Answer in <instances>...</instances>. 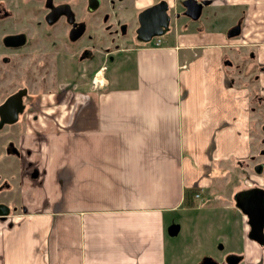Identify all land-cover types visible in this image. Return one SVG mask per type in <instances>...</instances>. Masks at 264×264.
<instances>
[{
	"label": "crops",
	"instance_id": "obj_1",
	"mask_svg": "<svg viewBox=\"0 0 264 264\" xmlns=\"http://www.w3.org/2000/svg\"><path fill=\"white\" fill-rule=\"evenodd\" d=\"M207 1L201 14L227 13L226 26L214 27L212 13L200 26L174 16L164 38L108 55L99 93L37 106L47 119L35 126L32 113L20 144L25 198L0 218V264H167L168 227L194 188L195 202H213L207 216L224 204L223 257L264 264L235 200L264 187V168L254 171L264 142L253 136L262 117L253 108H264V0Z\"/></svg>",
	"mask_w": 264,
	"mask_h": 264
},
{
	"label": "rangeland",
	"instance_id": "obj_2",
	"mask_svg": "<svg viewBox=\"0 0 264 264\" xmlns=\"http://www.w3.org/2000/svg\"><path fill=\"white\" fill-rule=\"evenodd\" d=\"M105 1L107 5L106 7H108V0ZM153 1L154 0H125V6L120 9H116L124 21V29H120L119 27H117V29H115V27L109 28V26H106L108 25L107 23L106 25H103L105 27L104 29L99 27L97 36L98 45L95 47L96 49L93 48L94 50L92 53L94 55H92L90 58H70V55L65 53L66 55L58 63V67L60 69L59 77L57 76L59 86L50 87L49 83V85L46 87L47 92L44 93L39 103L44 101L42 105L50 102L59 104L61 101L63 102L65 95H69L72 98L75 93L79 94L82 92L85 95L90 91L99 93L101 89L107 87L106 85L109 84V78L107 74L109 75L111 58L109 59L107 57L105 51L107 50L110 54H112V52L125 54L124 49L137 45V41L141 40V38L136 33L138 28L136 20L138 11L141 8L148 6ZM196 1L198 3H202L204 0ZM169 2L172 4V8L170 10L168 7V10L172 11L174 16L176 11L178 12L177 16L185 14L183 11L182 5L184 4H182V0H169ZM2 3H4V9L0 12V20L2 22L0 26V35H4L5 33L9 34V32L12 31H20L22 28L29 33L30 38L33 36L35 38L36 35H39L43 20L42 9L33 11L32 13L30 11V8L32 7L30 6L31 3L27 4L26 0H13L11 3H8V0H2ZM117 4L122 5L120 2ZM175 8L177 9L176 11ZM203 10L204 12L201 14L202 16H200L198 20L188 17L190 19L188 22L190 23L192 21H196L197 26L204 25V18L208 15V13H212L210 17L212 19L213 17H217L215 22H213V24L215 23L214 27H219L221 25L226 26V24L231 21L229 14L225 13L228 12L227 10L223 11L225 13L224 15L220 11L221 13L219 12V15L221 16L214 14L213 9H208L205 6ZM81 11V15L85 17V10L81 9ZM172 25L173 24H171V27ZM168 29L169 28H166L161 36H155L153 40L156 38H164L165 32L168 31ZM103 30L105 33L101 34L103 33ZM111 30H113L112 33H110ZM108 32L112 36L110 41L107 38L110 36ZM104 36L105 40L102 41L99 39V37ZM34 38L32 40H34ZM28 49L29 47L25 48V50ZM107 59L109 60L107 61ZM102 67H104L103 76L107 79V82L100 86H94L92 83L93 75L99 72ZM38 68V66H34L29 56L23 57L21 60L18 58L17 60L10 62H7L6 59L4 61L1 60V95H6L16 88L17 84L14 82L15 78H13L11 75L12 71L14 72L16 69L20 71H23L24 69L31 70L30 77L26 84L28 85L29 92L37 93L38 86H40L38 79L40 78V75L43 74L41 71L37 72V70L40 69ZM22 85L23 84H21V86ZM57 91L60 92V95L55 96L58 94ZM34 100L35 98L33 96L27 100V108L20 115L21 118L19 117L18 122L12 124L11 126L6 125L0 130V204L5 203L8 206H11L10 209L12 213H16L20 210L19 203L22 202V197L20 194L21 190L24 191L23 185L25 184L20 183V181L22 182V179L27 175V170L22 164H26V158L22 156L23 149L22 145H20L21 141H24V139H26L27 136L31 134L32 128L30 125L31 123L33 124V119L31 118L32 113L36 115L34 119L37 120L35 122V126L41 124V122L44 121L43 117H45L41 109H36L37 106H35ZM40 107L42 106L40 105ZM63 118L64 115L63 117L61 115V117H56V120H60V122L63 123ZM45 119L47 118L45 117ZM259 122H264V113H262V117H260ZM261 135L264 136V133ZM260 142L261 141L258 140L256 144L259 145ZM258 161H262V158L258 157ZM198 196H200V191L197 189L194 199ZM211 203L213 202L210 201L205 203L204 207L207 208V204L209 205ZM215 206L217 207L215 212L209 213L208 216L205 214V208L202 207V204L198 202H194L192 205H186V209H183L179 213V216H177L176 220L177 222L173 224L172 229L168 227L170 229V237L168 236L167 238V264H203L209 263L210 261H214V264L244 263L243 254H241L242 257H240L241 261L239 258L238 262L236 255H228L227 257H223L225 250L230 249V247L224 245L223 247L219 246L220 249L218 248L220 242L224 240V236L220 237V235L223 234L230 237L232 236V232H230V228H225L223 231L220 229L223 228L221 226H223L224 222L222 218L220 219V217L217 216V214L220 213V208L224 206L223 202H220L217 205L215 204ZM171 235H175V237H171ZM235 237L237 239L236 235Z\"/></svg>",
	"mask_w": 264,
	"mask_h": 264
},
{
	"label": "flooded vegetation",
	"instance_id": "obj_3",
	"mask_svg": "<svg viewBox=\"0 0 264 264\" xmlns=\"http://www.w3.org/2000/svg\"><path fill=\"white\" fill-rule=\"evenodd\" d=\"M163 0H154L152 3H150L148 6L141 8L138 11L137 16V31L140 28L141 25H139V14L143 9H147L150 6H154L156 4L161 3ZM167 2V11L170 12L171 18L174 17V14H172L171 8L172 4H170L169 0H165ZM186 1V0H184ZM182 0V4L184 3ZM13 2V0H8V3ZM27 4L31 3L30 11L33 13V11H38L42 9V16L43 20L41 23V32H39V35H36L30 38L29 33L24 30L23 28L20 31H12L9 32V34L0 35V62L1 60H7V62L15 61L19 58L21 60L23 57L29 56L31 61L33 62L34 66H38L39 70L37 72H42L43 74L40 75V78L38 79L39 85L37 93L29 92L28 85L26 82L28 81L31 70L30 69H24L23 71L16 69L14 72L12 71L11 75L13 76L14 82L17 84L16 88L13 89L10 93L6 95H1L0 92V121L2 119L6 120L7 122L4 123L3 126L0 127V130L6 126H11L12 124H15L19 121L20 115L26 110L27 108V100L30 97L35 98V106H40L42 103L40 102V99L43 97L44 93L47 92V86L50 83V87L59 86V82L57 80V76L59 77L60 69L58 67V63L63 59V57L68 54L70 55V58L76 57L77 59L81 58H87L94 55L92 52L95 47L98 45V29L99 27L105 28L103 25H106V23L109 26L117 29L119 27L120 29H124V21L121 18L120 13L116 9H120L123 6H125V0H108L109 6L106 7V1L105 0H26ZM36 2V3H35ZM118 2L122 3V5L117 4ZM33 3V5H32ZM195 3L193 0H190V2L187 5L183 6V11L187 15L190 12V8L193 6L192 4ZM197 4L201 2H196ZM4 3H2V0H0V12L4 9ZM36 5V6H34ZM170 10H168L169 8ZM203 5H201L202 10ZM81 9L85 10L84 13L86 14L85 17L81 15L82 11ZM178 15V12H175V16ZM2 22L0 20V26ZM99 25V26H98ZM98 26V27H97ZM113 30H111L110 33H112ZM104 30L103 33L104 34ZM110 35L107 37L109 41L112 39V36ZM10 35H18L23 37L18 38H12L7 40L6 38ZM34 38V40H32ZM100 40H105L104 37H99ZM22 41V45H19V42ZM85 43V44H84ZM28 50H25V48H28ZM94 48V49H93ZM106 55H110V53L106 50ZM66 53V54H65ZM21 74V75H20ZM1 75V74H0ZM21 84H23L21 86ZM46 90V91H45ZM57 90V88H56ZM58 92V91H57ZM60 95V92H58L57 95ZM50 99V98H49ZM48 99V100H49ZM253 110L256 112V114H262L264 113L263 104H256V106L253 108ZM254 112V113H255ZM13 119L12 122H10ZM21 118V117H20ZM256 132L253 134L255 140L261 141V143L264 142V136L261 135L264 133V122H259V118L256 117ZM261 132V133H260ZM257 145V146H260ZM261 154L258 156H261L264 154V150L261 149ZM24 168L27 167V164L25 165L22 163ZM257 166V165H256ZM256 166L254 171L261 173L264 164L259 162L257 168L260 167L259 171H256ZM26 177V176H25ZM23 178V177H22ZM24 179V178H23ZM22 179V182L20 183L24 184V180ZM22 184V185H23ZM25 185V184H24ZM23 185V187H24ZM263 189L264 187L258 186L253 187L250 190H258ZM21 190V189H20ZM20 196L22 199L25 198L24 191L21 190ZM264 196V194H263ZM5 204V203H1ZM7 205V204H5ZM20 208L22 209L21 202L19 203ZM18 205V206H19ZM8 206V205H7ZM11 206H8L10 209ZM9 214H15V212L12 213L11 209L9 210ZM5 215V216H8ZM3 216V217H5ZM0 217V218H3ZM249 219V217H248ZM249 224V222H248ZM250 225V224H249ZM264 225V223H263ZM252 230V227L250 225V232ZM264 231V228H263ZM248 232V235L249 233ZM264 234V232H263ZM250 238V237H249ZM252 239V238H251ZM254 240V239H253ZM256 242V240H254ZM258 244V247L264 248V244ZM264 263V262H263Z\"/></svg>",
	"mask_w": 264,
	"mask_h": 264
},
{
	"label": "water",
	"instance_id": "obj_4",
	"mask_svg": "<svg viewBox=\"0 0 264 264\" xmlns=\"http://www.w3.org/2000/svg\"><path fill=\"white\" fill-rule=\"evenodd\" d=\"M190 0L184 1V5H187ZM192 7L190 8V16L192 18H198L201 15V5L208 4L207 0H204L202 3L197 4L196 0H193ZM167 2L165 0L161 1V3L156 4L154 6H150L147 9H143L139 14V25L140 28L136 32L138 36L146 41H150L155 36H161L162 33L166 28L169 26V21L171 16L167 11ZM239 28H231L229 30V34L237 35ZM23 37L18 35H10L6 39L18 38ZM19 45H22V41L19 42ZM14 118L10 122L13 121ZM7 122L6 120L2 119L0 121V127ZM260 167L256 169L259 171ZM264 190H248L245 193H238L235 195V200L237 202L238 208L241 210L242 213L249 217L248 222L252 227L251 232L249 233V237L256 240L259 244H264ZM10 209L5 204H0V217L9 214ZM203 264H214V261H210L209 263Z\"/></svg>",
	"mask_w": 264,
	"mask_h": 264
},
{
	"label": "built area",
	"instance_id": "obj_5",
	"mask_svg": "<svg viewBox=\"0 0 264 264\" xmlns=\"http://www.w3.org/2000/svg\"><path fill=\"white\" fill-rule=\"evenodd\" d=\"M99 73H100V76L97 77ZM103 73H104V67H102L99 72H97L93 75L92 83L94 86L95 85L100 86V85L105 84V82H107V79L103 76Z\"/></svg>",
	"mask_w": 264,
	"mask_h": 264
},
{
	"label": "trees",
	"instance_id": "obj_6",
	"mask_svg": "<svg viewBox=\"0 0 264 264\" xmlns=\"http://www.w3.org/2000/svg\"><path fill=\"white\" fill-rule=\"evenodd\" d=\"M196 193H197V189H192V190L187 189L185 191L184 202L186 205H189V204L192 205V203L195 202L194 195H196Z\"/></svg>",
	"mask_w": 264,
	"mask_h": 264
},
{
	"label": "bare ground",
	"instance_id": "obj_7",
	"mask_svg": "<svg viewBox=\"0 0 264 264\" xmlns=\"http://www.w3.org/2000/svg\"><path fill=\"white\" fill-rule=\"evenodd\" d=\"M101 73V72H100ZM100 73L98 74V76L97 77H99L100 76Z\"/></svg>",
	"mask_w": 264,
	"mask_h": 264
}]
</instances>
